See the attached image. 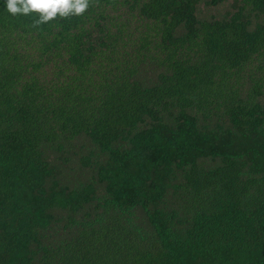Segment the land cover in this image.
Listing matches in <instances>:
<instances>
[{"label": "trees", "instance_id": "1", "mask_svg": "<svg viewBox=\"0 0 264 264\" xmlns=\"http://www.w3.org/2000/svg\"><path fill=\"white\" fill-rule=\"evenodd\" d=\"M36 19L0 0V264H264V0Z\"/></svg>", "mask_w": 264, "mask_h": 264}, {"label": "clouds", "instance_id": "2", "mask_svg": "<svg viewBox=\"0 0 264 264\" xmlns=\"http://www.w3.org/2000/svg\"><path fill=\"white\" fill-rule=\"evenodd\" d=\"M90 3L91 0H5V9L12 16L37 14L33 26H39L57 16H80L88 10Z\"/></svg>", "mask_w": 264, "mask_h": 264}, {"label": "rangeland", "instance_id": "3", "mask_svg": "<svg viewBox=\"0 0 264 264\" xmlns=\"http://www.w3.org/2000/svg\"><path fill=\"white\" fill-rule=\"evenodd\" d=\"M227 5H219L217 7H208L204 10H202L200 16H202V18L208 19L212 16H217V17H221L226 11H229L231 9H228L225 7Z\"/></svg>", "mask_w": 264, "mask_h": 264}]
</instances>
